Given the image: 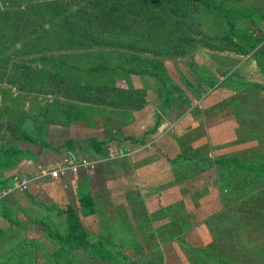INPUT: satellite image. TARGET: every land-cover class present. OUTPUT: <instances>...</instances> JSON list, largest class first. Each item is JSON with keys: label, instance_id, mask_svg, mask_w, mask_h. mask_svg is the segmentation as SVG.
<instances>
[{"label": "rangeland", "instance_id": "obj_1", "mask_svg": "<svg viewBox=\"0 0 264 264\" xmlns=\"http://www.w3.org/2000/svg\"><path fill=\"white\" fill-rule=\"evenodd\" d=\"M58 1L0 0V264H264V0L197 3L181 53L79 45L103 0ZM66 210L114 261L53 240Z\"/></svg>", "mask_w": 264, "mask_h": 264}, {"label": "trees", "instance_id": "obj_2", "mask_svg": "<svg viewBox=\"0 0 264 264\" xmlns=\"http://www.w3.org/2000/svg\"><path fill=\"white\" fill-rule=\"evenodd\" d=\"M51 3L55 6L61 4L58 0H52ZM197 3L210 4V0H103L97 4L100 7L98 14L92 13L90 16L82 14L84 19L92 22V25L88 26L90 30L89 42L83 38L79 40L84 42L78 44L106 41L105 43L111 45L141 50H150L153 47L157 53H181L192 41L187 40L189 37L186 34L174 37L173 35L176 34L174 29L184 25L185 17L191 13L192 7ZM99 18L101 21L96 23ZM111 28L113 30L110 31ZM109 31L114 36L113 38L108 36ZM162 34L165 36L161 37ZM141 42L143 46L140 47ZM45 76L47 75L45 74ZM56 76L59 75L56 74ZM62 77L63 75L60 76V78ZM74 89L82 93L90 90V88ZM64 146L69 147V144ZM16 153L18 151L13 148L1 149L0 163L7 166L13 162ZM225 163L229 162H223V164ZM245 169L248 172H262L264 165L247 166ZM63 214H65L67 228L64 233L57 230L54 232V237H52L55 242L69 250H74V248L81 250L104 262L109 263L115 260L116 256L100 240L89 241L87 239V234L82 229L77 217L67 210ZM23 261V259L19 260V264H23Z\"/></svg>", "mask_w": 264, "mask_h": 264}, {"label": "crops", "instance_id": "obj_3", "mask_svg": "<svg viewBox=\"0 0 264 264\" xmlns=\"http://www.w3.org/2000/svg\"><path fill=\"white\" fill-rule=\"evenodd\" d=\"M14 182H15V178L12 179V184H14V186H15V183ZM40 185L41 186H44L42 184H40ZM14 186H11L10 189L13 188ZM17 192H19V191H12L11 193L9 192V194H11V195H9V196L7 195L6 196L7 198L5 197L3 199V204L5 206H3L0 209V218L4 221V223L10 221V219H11L12 225H10V226H13V228H11V227H9V228L10 229H13V230H15L16 228L19 229L20 226L23 225L22 220H20V218L18 216V214H19V206L22 203H20L19 200H18V197L19 196L17 195L18 194ZM61 214L64 217V220L66 221L65 214H63V213H61ZM11 215H12V217H11ZM15 215H16V218H14ZM62 216H59L58 217L59 218V221H61V222H62ZM53 220H55V219H53ZM8 226H6V227H8ZM66 228H67V224L65 226V229L63 231L60 230L59 232L60 233H64L66 231ZM13 232L15 233L16 230L13 231ZM18 244H20V242H17L16 245H18ZM17 249H19V247Z\"/></svg>", "mask_w": 264, "mask_h": 264}, {"label": "built area", "instance_id": "obj_4", "mask_svg": "<svg viewBox=\"0 0 264 264\" xmlns=\"http://www.w3.org/2000/svg\"><path fill=\"white\" fill-rule=\"evenodd\" d=\"M196 103V102H195ZM29 181L27 179H22L18 182L17 185H15L13 188L9 189V192L12 191H19V192H24L28 190Z\"/></svg>", "mask_w": 264, "mask_h": 264}]
</instances>
